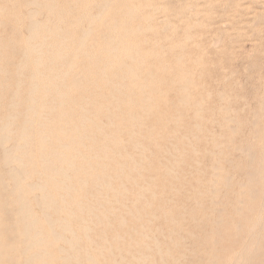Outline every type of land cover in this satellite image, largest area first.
<instances>
[{
	"label": "bare ground",
	"instance_id": "1",
	"mask_svg": "<svg viewBox=\"0 0 264 264\" xmlns=\"http://www.w3.org/2000/svg\"><path fill=\"white\" fill-rule=\"evenodd\" d=\"M261 8L0 0V264H264V86L241 143L218 70Z\"/></svg>",
	"mask_w": 264,
	"mask_h": 264
},
{
	"label": "rangeland",
	"instance_id": "2",
	"mask_svg": "<svg viewBox=\"0 0 264 264\" xmlns=\"http://www.w3.org/2000/svg\"><path fill=\"white\" fill-rule=\"evenodd\" d=\"M198 2H202L203 0H197ZM228 2V1H227ZM264 9V8H263ZM263 9L261 8V9H256L255 11H256V15H263L262 14V11H263ZM211 10H213V11H218L219 12V14H222V12H220V11H222V10H224V13H229L228 11L229 10H231V7H230V4H229V2H228V6H224V5H221V7L219 6V5H216V4H213L212 6H211ZM252 18V16H249V15H247V14H244V15H242L241 16V19H243V20H247V19H251ZM220 19V18H219ZM258 22H261V23H263L264 22V18H260V19H258ZM225 26V28H224V30H222L221 31V33L219 34V33H216L215 35H214V37L213 38H215V40L217 39V37H215V36H218L217 34H219V37L218 38H220V39H217L216 40V42H218L217 44H218V46L219 45H224V44H227V37H229V35L230 36H234L235 35V31H233V30H229V31H227V29H229L230 27L227 25V24H225L224 25ZM251 34V31L249 30V29H246L245 30V37H242L241 38V41L239 42V43H237V42H233V43H229L228 42V44H230L231 45V47H234V46H238V47H236L235 49H234V51H233V53H232V55H231V57H230V59L229 60H226V61H224V62H222L220 65H219V67H218V70L219 69H221V71H219L220 73H222L224 76H222V78L220 79V82L222 83H220L219 82V84L218 85H220V86H222V85H225V86H228V85H232V84H234V89H235V91L236 92H238V94H239V96L237 97V99H235L234 101H233V108H235L236 107V109H237V113L238 112H240L241 113V116L242 117H244V118H246L247 119V123L249 124V123H251V125H246V128H248V126H249V128H251L252 127V123H255V120L257 121V119H255L254 120V122H252V120L254 119V115H252L253 114V112H254V110H255V107H256V98L260 95V92L262 93V90H263V88H261L262 87V84H263V86H264V81H263V79H264V74L262 73V72H264V26H262L261 27V29L260 30H258L257 32H255V33H253V34H251L252 35V37H253V39H252V37H251V39L249 38L250 36V34ZM249 34V35H248ZM222 36V37H221ZM256 37V38H255ZM247 38V39H246ZM249 38V39H248ZM255 38V39H254ZM255 41L254 43H257L258 44V47H256V48H253V52H252V44H254V43H251V42H253V41ZM247 41V42H246ZM249 41V42H248ZM257 41V42H256ZM242 42V43H241ZM243 44V45H242ZM251 44V46H249ZM245 45V46H244ZM242 46H243V48H245V50H244V53H242L243 52V50L241 49L242 48ZM248 47V48H247ZM251 47V48H250ZM219 48H221V47H219ZM217 49V48H216ZM249 49V50H248ZM250 49H251V53H249V51H250ZM218 50V49H217ZM240 50H242V52L241 53H239L240 52ZM247 50H248V52H247ZM220 51H221V49H219L218 50V52L216 53V54H220ZM247 52V54H248V56H249V54H250V56L248 57V56H246L245 55V53ZM210 54V53H209ZM216 54H210L209 56H213V58H215V57H217L218 55H216ZM216 55V56H215ZM220 56V55H219ZM246 56V57H245ZM244 66L246 67V68H244ZM230 69V71H233V70H235V71H233L234 72V74H233V72H227L228 70ZM243 69H247V70H244V71H246L247 73H245L244 71H243ZM218 70H216V72H215V75H214V78L216 79V76H217V74H218ZM225 70V71H224ZM258 72V73H257ZM230 73L233 75V76H231L230 75ZM263 74V75H262ZM237 75V76H236ZM261 75H262V77H261ZM229 76V77H228ZM259 76V77H258ZM224 78V80H222ZM261 78H263L262 79V81H260L259 79H261ZM226 79H227V81H226ZM240 79V80H239ZM257 79L259 80V82L257 81ZM249 80V81H248ZM257 81V82H256ZM223 82H224V84H223ZM233 82V83H232ZM241 84H240V83ZM237 84V85H236ZM239 84H240V86L241 87H239ZM237 86H238V88H237ZM240 88V89H239ZM262 89V90H261ZM239 97H240V100H239ZM250 97H251V99H250ZM243 98V99H242ZM241 99H242V101H241ZM258 99V98H257ZM238 100V101H237ZM255 100V101H254ZM243 101H245L244 103H243ZM243 106V109L241 108V110H240V107H242ZM252 109V111H250ZM248 112V113H247ZM244 113H245V116H247V117H245V116H243L244 115ZM239 114V113H238ZM240 115V114H239ZM250 115H252V116H250ZM250 117H252V119L250 118ZM256 118V117H255ZM250 119V122L248 121ZM244 129V132L242 133L243 135H241L240 136V141H241V139H243V137H244V139H243V141H241V143H244V140L247 138V137H249V134L251 135V131L254 129V127H252V129H249V130H247V129ZM247 130V131H246ZM251 130V131H250ZM245 131H246V133H245ZM246 135V136H245ZM248 135V136H247ZM251 139V136L249 137V139L247 138L246 140H245V142H247L248 140H250ZM240 141H238V143H240ZM236 152H238V151H236ZM239 154V152L238 153H236L235 155H238ZM239 172V171H238ZM238 172H236V176L238 177H240L241 176V174L239 175V173ZM235 176V178H237ZM238 177V178H239Z\"/></svg>",
	"mask_w": 264,
	"mask_h": 264
}]
</instances>
